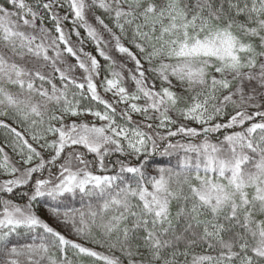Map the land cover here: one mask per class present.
Masks as SVG:
<instances>
[{"label": "snow or ice", "instance_id": "1", "mask_svg": "<svg viewBox=\"0 0 264 264\" xmlns=\"http://www.w3.org/2000/svg\"><path fill=\"white\" fill-rule=\"evenodd\" d=\"M0 264H264V0H0Z\"/></svg>", "mask_w": 264, "mask_h": 264}]
</instances>
